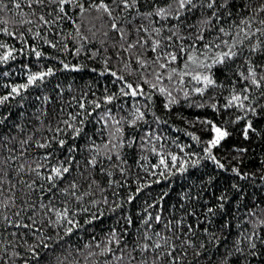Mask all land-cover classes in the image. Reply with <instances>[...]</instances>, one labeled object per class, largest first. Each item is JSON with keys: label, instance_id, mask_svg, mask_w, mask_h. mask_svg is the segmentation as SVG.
<instances>
[{"label": "trees", "instance_id": "trees-1", "mask_svg": "<svg viewBox=\"0 0 264 264\" xmlns=\"http://www.w3.org/2000/svg\"><path fill=\"white\" fill-rule=\"evenodd\" d=\"M100 2L0 0V264H264V0Z\"/></svg>", "mask_w": 264, "mask_h": 264}, {"label": "snow or ice", "instance_id": "snow-or-ice-1", "mask_svg": "<svg viewBox=\"0 0 264 264\" xmlns=\"http://www.w3.org/2000/svg\"><path fill=\"white\" fill-rule=\"evenodd\" d=\"M67 2H68V0H59V3H60V5H61V7H60V11H61V12L64 11V4L67 3ZM114 2H116V0H114ZM136 2H137V0H131V3H129V0H119V3L122 4V6H123L124 8H129V7L135 6ZM176 2H177V4H178V6H179V9H185L186 7L190 6V7H189V10H192V9H194V8L196 7V4L194 3V0H176ZM214 3H215V0H212V3H209V4L207 5V7H208V8H212L213 5H214ZM17 6H19V5H17ZM94 7H96L97 10L103 9L104 12L108 13L109 15H111V12H110V10H109V8H108V5H106L105 3H103V0H101V2H100L99 4L94 5ZM81 10L83 11V9H81ZM157 14H158V15H164V14H166V13H165V9H159V11H158ZM149 15H151V13H149ZM177 15H179V12H177ZM213 15L215 16L216 13H213ZM41 19H43V17H41ZM261 23H264V21H261ZM116 27H117V25H116L115 23H113V24H112V28L115 29ZM157 31H159V30H157ZM221 32H223V29H221ZM201 39H202V37H201ZM225 43H226V42H225ZM156 44L158 45V44H159V41H157ZM0 47H6V46H5V45H0ZM205 47H208V46L205 45ZM153 51H155V47L153 48ZM40 55H41V53L36 52V56H37V57H39ZM235 55H237V53L232 52V51L225 52V53L221 54L220 56H218V57L216 58V60L213 61V63H214V64H215V63H223L224 59H226V58H229V59H230V58L234 57ZM10 57H11V52H7L4 56L0 57V62L7 61ZM176 59H177V57H176L175 55H172V56H171V60H172V61H175ZM189 59L191 60L192 57H189ZM67 67H68V66L65 65V68H67ZM160 67H161V68H164L165 65H164V64H160ZM175 71H176V70L173 69V72H175ZM51 73H52V69H48V72H47V73H38V74H36V75H30V76L28 77V84H27V85H20V88H26L28 85L33 84L34 81H36L37 79H42L45 75H50ZM113 75H115V73H113ZM250 75L254 76L255 73H254V72H250ZM157 79L159 80L160 77L157 76ZM194 79H196V80H201V79H203V81L206 83V86H207V85H211V84L214 83V81L211 79L210 76H203V77H200V76L198 75V76L194 77ZM252 83L257 84L258 82H257L255 79H253V80H252ZM128 88H132V85L129 84V85H128ZM161 91L163 92L164 89H161ZM196 91H197V92H202L203 90L200 89V88H198V89H196ZM12 93H17V94H18V89L15 88V87H13V88H12V92L9 93V95H11ZM126 94H127V93H126ZM131 95H132V96H136V95H137V91H136V90H133V91L131 92ZM7 99H8V96H5V97H3V98H0V103H2L3 101H5V100H7ZM107 99L110 101V100L112 99V97H108ZM232 99H233V101H236V100H239V97H238V96H234ZM245 99H247V97H245ZM242 106H243V105H241V107H242ZM81 107H83V104L81 105ZM252 111L254 112L255 109H253ZM208 123H211V122H208ZM250 130H252V125H251V123H249V124L244 128V130H243L245 139H247V137H248V133H249ZM212 131L214 132L215 135H214L213 139H212L211 141H209V148L206 150V151H208L209 156H211V148L214 147V146L219 145V144L221 143V141L224 140V139L229 135V133H228L226 130H222L220 127H217L215 124L212 125ZM60 143L63 145L64 141H61ZM42 146H43V145H42ZM211 158H212L213 160H215V157H211ZM172 160L175 161V160H176V157L173 156V157H172ZM162 163H163V161H162ZM218 166H219V167H223V165H218ZM52 171H53V173H54V176L59 177V176H61L62 172L66 173V172L69 171V169H68V168H63V169L61 170V169H59V168H55V169H53ZM234 171H235V170H234ZM48 179H49V180H52V179H53V176H49ZM72 187L75 188V185H72ZM209 211H211V209H209ZM58 215H60V214L58 213ZM63 215H64L65 218H67V210H65V212H64ZM156 219L159 220L160 217H157ZM69 223H71V221H69ZM67 231H68V232H71V231H72V228L69 227V228L67 229ZM43 246H44V247H49L47 244H44ZM156 247H159V245H156Z\"/></svg>", "mask_w": 264, "mask_h": 264}]
</instances>
